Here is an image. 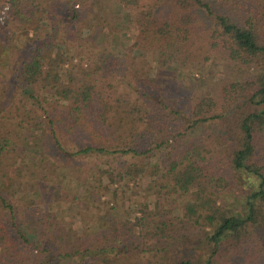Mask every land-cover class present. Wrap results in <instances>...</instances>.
Listing matches in <instances>:
<instances>
[{"label":"trees","instance_id":"16d2710c","mask_svg":"<svg viewBox=\"0 0 264 264\" xmlns=\"http://www.w3.org/2000/svg\"><path fill=\"white\" fill-rule=\"evenodd\" d=\"M141 1L119 0L118 5L127 9ZM4 2L10 10L0 24V70L10 72L8 87L15 86L17 93L0 101V123H5L0 125V264H264V0H170L160 15L146 21L134 56L103 51L76 73L64 69L73 58L57 38L64 24L72 37L74 30L68 28L79 19L77 11L63 16L44 8L42 0H0V6ZM40 13L51 16L49 32L20 47L18 26L28 31ZM142 56L155 70L140 79L142 95L159 87L161 70L173 76L163 85L175 86L150 105L133 99L118 79L126 78L132 64L127 59ZM219 61L221 79L183 85L188 81L184 70L201 74L216 70ZM210 127L221 128L217 141L228 148L216 159L219 165L207 164L209 149L200 141L173 142ZM48 132L59 154H68L61 167L66 172L79 173L74 160L92 154L122 159L111 168L89 165L71 191L115 198L112 184L126 190L145 186L143 191L166 197L163 205H144L136 222L128 217V224H101L79 235L65 220L64 209L46 203L39 185L23 181L22 173L31 166L51 171L38 168ZM153 151L157 160L151 166L146 155ZM65 174L57 182L61 188L62 180L68 184ZM91 174L97 177L96 191L87 179ZM228 192V201L219 203ZM177 197L185 199L180 206L173 201ZM19 202L34 210L31 219L42 231L35 247L17 226L14 237L6 233L3 212L15 224ZM170 214L184 228L202 229L192 249L199 256L175 254L170 241L176 242L171 232L178 225ZM122 240L130 246H121ZM44 241L50 247L40 252ZM42 254L55 261H39Z\"/></svg>","mask_w":264,"mask_h":264},{"label":"rangeland","instance_id":"374dc122","mask_svg":"<svg viewBox=\"0 0 264 264\" xmlns=\"http://www.w3.org/2000/svg\"><path fill=\"white\" fill-rule=\"evenodd\" d=\"M44 8H49L51 10H56L57 14L65 15L66 12H71V10L77 11L79 19L74 22L73 26L68 29H73L74 32L72 37L65 30L66 24L60 30V34L57 38L58 45H62L65 48V51L72 55V63H68L64 69L71 68L74 73L79 71L80 68H84L91 64L94 58H97L98 55L105 51L112 55L123 52L130 56H134V51L139 48V44L143 41V32L146 21L149 20V17H157L161 14L162 11L170 4V0H142L130 8H123L118 5L119 0H42ZM55 3V4H54ZM63 8V9H62ZM9 3L4 2L0 6V24L8 19L9 12ZM51 16L44 13L36 15V19L33 24L28 28V31L24 26L19 25L17 32L20 35V43L23 44H32L36 43L40 38H43L46 32H49ZM83 27H88L89 32L84 31L82 34ZM90 28V29H89ZM72 30V31H73ZM66 31V32H65ZM100 31V32H98ZM77 34V36L75 35ZM131 66L129 70L125 69L124 75L127 78L119 77L118 79L123 82V88H127L133 99H138L139 101H144L145 105H150L148 102H152L156 95H164L166 93H173L172 90L175 88L173 84L170 87H167L163 84H166L171 80L172 74L168 71L161 70L156 77L159 78V87H153L148 96L142 95L144 90V85L140 79L146 77V75H151L155 73L150 65L151 60L147 57L142 56V59L135 57L133 59H127ZM73 63L77 66L73 67ZM219 66H216V70L204 69L201 74H195L191 70H184L183 74L188 78V81H185L183 85L187 86L188 84L194 83L195 79L199 78H208L211 80L221 79L223 76L224 68L222 67L221 61H219ZM15 65V64H14ZM219 72H218V71ZM150 71H153L149 74ZM10 72H7L5 69L0 70V101H9L10 97H14L17 93L14 87H8L9 82L13 79ZM192 75L193 78H192ZM164 89L160 88L163 87ZM181 86V85H179ZM147 93V92H146ZM146 101L144 98H146ZM17 99V98H16ZM18 100V99H17ZM5 123H0L3 125ZM221 128H206L198 129L192 133L182 137L179 141H173L175 145H184L187 141L196 143L198 141L201 144L206 146V149L209 151L206 153V162L209 165H219V162L216 159H219L225 155V146L222 147L220 140L217 141V135L220 133ZM207 130V131H206ZM4 130L0 128V134H3ZM72 141V137L69 138ZM76 143V141H75ZM199 143V142H198ZM200 144V143H199ZM43 154L40 157L42 164L38 168H51V171L40 172L41 169L37 171V168L31 166L27 170H24L22 173L24 176V182H30L37 184L41 187V196L46 203L55 207L56 210L61 211L65 210V220L67 223L74 225V228L77 230L79 235H84L86 233H92V231L97 230V227L101 224H104L106 227L109 226H119V224H128L127 218H131V221L136 222L140 217V214L137 212L139 209H142L144 205H148L149 208H152V203H159L163 205L166 197H161V195L153 194V192L143 191L145 186L141 188L132 187L131 185L126 190L119 183L116 185H111L112 189L115 191V198L108 195H97L91 198L88 195H82L71 191V185L74 183L81 184L84 178H80V174H88V167L91 165L93 168L96 166H101L105 168L115 167L116 164H120L122 159H114L115 155L103 156L92 154L85 158H79L74 160L77 167L80 168L79 173L75 171H67L66 169L62 170V163L66 162L68 154H59L57 148L53 145L51 134L48 132L46 138L44 139L43 145ZM157 151H153L151 155H146V163L153 166L157 160ZM154 154H156L154 156ZM108 161L105 165H99L100 162ZM40 163V162H38ZM40 165V164H38ZM150 167V166H149ZM147 167V173L152 171ZM116 167V169H118ZM38 173L40 175H38ZM66 173V174H65ZM65 174V179L68 184L64 185L62 180V188L57 185V182L61 180V176ZM95 174V173H94ZM91 174L87 177L91 181L92 190L97 187V177H94ZM97 175V173H96ZM82 176V175H81ZM90 176L93 178L90 179ZM15 179V178H14ZM107 179H105L106 183ZM65 186V188H64ZM17 186L14 188L16 189ZM59 188V190L54 189ZM230 192L224 194L219 198V203H225L228 201V196ZM159 196V200H158ZM188 199V198H187ZM185 199L175 198L173 201L176 206H180V203ZM12 201V200H11ZM18 210L14 214L15 221L10 222L9 217L3 212L4 221L6 225V233L9 237H14L15 233L13 230L14 226L20 228L24 234L30 240L31 247H35L38 239L41 237L42 231L38 228L37 221L31 219L34 210L23 208V203L19 202ZM163 206H160V210ZM163 210V209H162ZM174 214H170L169 217L173 222L178 225V229L171 232V236L176 242L170 241L173 243V249L175 254L179 258H183L187 255L199 256L200 253L193 252V247L201 240L202 229L200 227L187 226L183 227L179 224V220ZM165 217V219L167 218ZM132 227V226H131ZM84 231V232H83ZM135 235H138L140 228L136 227L134 229ZM47 235V233H45ZM137 237V236H136ZM150 237V236H149ZM147 237V238H149ZM46 239L49 240L48 236ZM92 237L86 238L87 242L92 243ZM130 241L122 240L121 246H130ZM154 247L158 246L154 242H151ZM50 246L45 244V241L40 246V252L48 249ZM53 260L52 257H47L42 254V258L39 261L46 262L47 260ZM55 261V260H53ZM45 264H57L55 262H46ZM59 264H69L67 262H62Z\"/></svg>","mask_w":264,"mask_h":264}]
</instances>
